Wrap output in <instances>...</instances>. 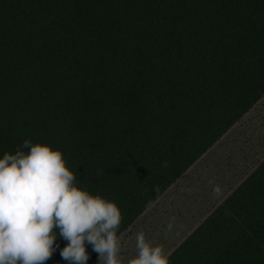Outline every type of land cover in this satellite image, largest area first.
I'll return each mask as SVG.
<instances>
[{"label": "trees", "instance_id": "1", "mask_svg": "<svg viewBox=\"0 0 264 264\" xmlns=\"http://www.w3.org/2000/svg\"><path fill=\"white\" fill-rule=\"evenodd\" d=\"M262 111L264 0H0V158L61 151L121 210L126 263L174 200L172 248L146 235L169 264H264ZM55 244L46 264H67Z\"/></svg>", "mask_w": 264, "mask_h": 264}, {"label": "clouds", "instance_id": "2", "mask_svg": "<svg viewBox=\"0 0 264 264\" xmlns=\"http://www.w3.org/2000/svg\"><path fill=\"white\" fill-rule=\"evenodd\" d=\"M161 166L167 168L168 161ZM222 195V186L213 184L212 197ZM122 220L115 202L80 187L61 151L24 140L0 158V264H46L59 247L58 237L66 242L60 256L67 264H87L86 245L98 264H124L118 236ZM175 223L170 217L166 234ZM134 250L127 264H169L164 248L142 230L135 234Z\"/></svg>", "mask_w": 264, "mask_h": 264}, {"label": "rangeland", "instance_id": "3", "mask_svg": "<svg viewBox=\"0 0 264 264\" xmlns=\"http://www.w3.org/2000/svg\"><path fill=\"white\" fill-rule=\"evenodd\" d=\"M262 113H264V111H262ZM249 141L250 140L248 138V141L245 143V147L244 148L249 147V145H250ZM245 156H246V153H245ZM213 159H216L215 155H213L209 160H213ZM206 166H207V163H206ZM194 174L196 176H198V177H201L202 172L199 171V170H196V171H194ZM179 189H180V191H183L186 196L189 193L187 187L185 186V182H183L180 185ZM177 196H178V193H174L172 195V197L176 201H177ZM182 199H181V201H182ZM163 203H164L163 205L160 204L155 209H153L151 213H149L150 214V218H152L154 220H149L147 218V224H145L146 222L142 220V225H144V226L138 227L137 232L142 230V231L145 232V234L147 236H149L151 238H154V239L162 240L163 242H165V245L169 247L167 249L170 250L172 248L171 246H173L171 244H175L174 242L177 240V238L174 236L175 235L174 231H176L177 224L175 223L174 231L172 233H167V234H166V225H167L170 217L175 216L176 217V222H177V221H179V216L177 214L178 211H176V206L174 205L175 204V201L174 200H173V204L172 205H169V206H172V210L173 211L170 210V209H168V211H169V214L168 215L165 214V210H166V208L168 206V203L167 202H163ZM164 216H165V218L162 219ZM186 224H188V223H186ZM177 234L179 235L178 231H177ZM167 239H171V241L170 240H167ZM124 264H127V263L124 262Z\"/></svg>", "mask_w": 264, "mask_h": 264}]
</instances>
